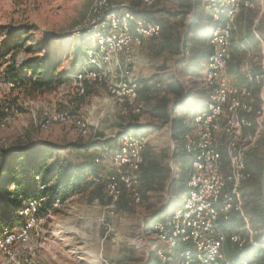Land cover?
<instances>
[{
	"label": "built area",
	"instance_id": "built-area-1",
	"mask_svg": "<svg viewBox=\"0 0 264 264\" xmlns=\"http://www.w3.org/2000/svg\"><path fill=\"white\" fill-rule=\"evenodd\" d=\"M159 1L142 0V4L152 7ZM205 1L212 20L221 23L211 32L212 52L203 74L209 101L204 110L194 114L193 130L184 135V148L192 157L187 196L170 216L155 221L151 227L154 241L158 243L153 245L157 258L155 264H236L227 254L228 244L238 248L250 245L258 249L264 259V235L252 226L244 210L241 190L251 175L247 169L248 155L264 133V39L259 29L264 10L253 21L262 53L253 57L245 69V77L251 85L234 84L228 74L234 23L242 10L256 8V5L252 0ZM261 2L263 4L264 0ZM92 13V26L85 32L84 41L88 43L85 58L77 61L76 68L69 70L67 76L75 84L76 94L85 97L88 88L105 83L106 72H110L117 80L107 85L109 100L121 107L123 114H140L143 105L139 100L140 82L134 66L135 50L145 39L158 37L162 25L136 16L129 4L117 6L111 0H94ZM116 69L120 74L113 76ZM253 84L259 87L258 92ZM20 86L19 82L6 78L0 67L3 122L21 114L20 106L3 98L4 88L13 91ZM73 118L69 109L54 108L45 113L38 125L47 129ZM75 123L82 135L89 134L90 124L86 120L76 118ZM149 140L144 135L122 134L117 148L110 152L111 170L94 177L96 183L104 185L111 207L119 204L124 195L133 204L142 202L140 171ZM96 162L101 159L97 158ZM179 172L178 168L176 176ZM36 181L40 189L45 188L40 176H36ZM46 201V197L27 201L17 211L20 219L17 225L5 227L0 232V253L7 264L37 263L38 246L34 237L42 232L41 226L48 216L63 204L57 197L52 207L42 214ZM234 213L239 215L243 224L240 231L229 233L221 222L228 221ZM56 227L58 231L54 235L65 234L62 224ZM18 249L23 251L21 257ZM238 264H250V261L243 259Z\"/></svg>",
	"mask_w": 264,
	"mask_h": 264
},
{
	"label": "rangeland",
	"instance_id": "rangeland-1",
	"mask_svg": "<svg viewBox=\"0 0 264 264\" xmlns=\"http://www.w3.org/2000/svg\"><path fill=\"white\" fill-rule=\"evenodd\" d=\"M111 1L113 5L117 6L130 3L136 7L143 6L142 0ZM253 1L256 8L244 9L236 17V28L231 46V52L232 54L234 52L235 56L233 58L232 55L228 72L233 66L242 64L248 52H251L252 58L261 56L262 52L258 48L259 41L254 34L253 21L264 10V2L262 4L261 0ZM93 3L94 0H0V50L1 41L7 35L10 26L30 24L36 28L33 34L35 43L45 44L60 53L64 58V66H69L78 50L77 44L85 42V32L92 26ZM206 6L207 3L204 0L202 11L207 9ZM161 7L172 11L178 8L173 1L161 0L152 9ZM206 15L207 21L210 22L211 14L206 11ZM261 24L259 29L264 39V12ZM160 37L155 41H158ZM240 44L245 46L241 47L242 53L238 49ZM153 46L154 44H148V42H144L142 46H136L134 66L138 71L139 81L143 83L152 74L162 70V67H165L166 73L163 75H175L184 80L186 75L182 73L185 71L182 59L184 55L190 57V54H184V52L170 54L167 50L159 54V52L152 51ZM156 46L159 47V44ZM20 55L24 57L26 54L20 52L18 56ZM0 67L5 73L4 60H0ZM119 74V69H116L113 76ZM195 77L197 80H194L193 77L189 79V85L196 89H206L201 81V76ZM112 80L115 82L117 78L113 79L111 73L106 72V82L90 86L85 97H79L76 94L75 84L70 81L55 91L39 95L27 93L23 86L9 92L4 88L3 98L6 102L20 106L21 114L11 116L3 122L5 115L0 110V150L26 141H50L65 145L90 143L99 139L100 136L116 137L121 131V124L131 113L123 114L122 108L109 100L110 94L107 85ZM154 93L151 92L150 96H154ZM140 101L143 110L139 117L141 121L145 122L148 114L144 102L148 101L142 95H140ZM191 106V114L206 108V104H198L196 100L192 102ZM54 108L69 109L74 118L69 122L53 124L47 129L41 128L38 122L46 112ZM76 118L84 119L90 124L87 136L80 132L75 123ZM144 136L149 137L150 143L158 150L167 151L169 161L173 163L174 167L169 183L172 179H179L182 175V168H179L176 162L171 159L174 141L170 128L153 130ZM119 140L120 138L117 146ZM106 149L103 152L97 148L89 151L70 148L62 152V155L71 160L89 158L95 161L100 158L98 171L103 175L111 170L109 166L111 150ZM256 150L259 155L264 157V133ZM178 168L180 172L176 176ZM142 193L141 203L133 204L124 195L121 202L115 207L110 206V198L107 194L102 198L92 200L85 196H79L63 202L59 210L51 213L50 217L48 216L46 223L41 226L42 232L34 237V243L38 246L36 264H155L157 259L153 252L155 235L151 227L155 221L170 216L174 209L182 204L187 193L173 195L167 188L163 193L165 198L162 203L155 198L148 199L143 190ZM168 203H171L169 213L153 220V214ZM59 223L65 228V234L61 236L54 235V232L58 231L56 226ZM178 250L181 251V246L178 247ZM18 254L21 257L23 251L18 249ZM0 264H7L1 253Z\"/></svg>",
	"mask_w": 264,
	"mask_h": 264
},
{
	"label": "trees",
	"instance_id": "trees-1",
	"mask_svg": "<svg viewBox=\"0 0 264 264\" xmlns=\"http://www.w3.org/2000/svg\"><path fill=\"white\" fill-rule=\"evenodd\" d=\"M162 1H173L178 8L172 11L165 7L152 9L153 6L136 7L133 3L129 4L130 10L136 16L162 25L161 34L151 38L158 39L161 36L157 53L165 50L170 54L189 53L190 57L184 55L182 59V63H187L188 68L193 66L196 60L200 64L208 61L212 47L210 43H206L205 32L221 26V23L214 20L208 22L207 10L203 13L197 12L201 0ZM198 21H202V24L196 25ZM188 26L189 31L185 34ZM35 30V26L30 24L10 26L7 35L1 41L0 50V60H4L6 77L19 82L31 95L55 91L70 81L68 71L76 68L77 61L84 60L88 47L87 42L78 43V50L71 66L66 68L60 53L45 44L35 43L33 40ZM20 52L26 55L18 59ZM164 70L165 67H162L161 73L156 75L154 85L151 86L149 81H146L139 89L140 95L148 101V104L144 102V106L147 107V121H141L140 114L131 113L121 124V131L116 137L100 136L90 143L65 145L50 141H26L0 150V232L5 227L17 225L20 221L17 211L32 198H47L42 214L52 207L57 197L63 202L79 196L91 200L102 198L107 192L103 184L94 181V177L101 175L96 159L71 160L63 156L62 152L70 148L85 151L97 148L103 152L108 148L112 151L117 148L118 139L124 133L146 135L153 130L169 127L174 141L171 159L182 168V175L169 183L173 172L169 155L166 150H158L149 140L143 153L144 161L140 171L141 191L143 190L148 199L155 198L161 203L164 202L163 193L167 188L173 195L187 193L192 157L184 148V135L193 129L196 112L190 113L192 102L196 100L198 104H206L209 101V93L207 89L187 90L175 75L162 76ZM151 92H155L154 96H150ZM256 148L248 155L247 169L251 175L244 181L241 190L244 210L252 226L264 235V197L261 183L264 157L258 154ZM36 176L41 177L44 189L39 188ZM170 206L171 203L164 205L153 214L152 219L157 220L167 215ZM221 224L226 232L231 233L242 226V219L234 213L228 221ZM226 250L236 264L243 259L249 260L250 264H264L259 250L250 245L238 248L228 244Z\"/></svg>",
	"mask_w": 264,
	"mask_h": 264
},
{
	"label": "crops",
	"instance_id": "crops-1",
	"mask_svg": "<svg viewBox=\"0 0 264 264\" xmlns=\"http://www.w3.org/2000/svg\"><path fill=\"white\" fill-rule=\"evenodd\" d=\"M253 1V0H252ZM202 7L204 8V0H201L200 1V4H199V6H198V9H197V12L199 11V13H203V11H206V10H203L202 11ZM235 23H236V21H235ZM235 23H234V30H235ZM191 24V19H190V21H189V25ZM202 24V21H198V22H196V25H201ZM211 32H212V30H209V31H206L205 32V34H206V43H208L209 44V38H210V35H211ZM233 34H234V31H233ZM190 35H192V33L190 34ZM155 40H157V39H145L144 40V42H148V44H154V46L152 47V51H156L157 52V46L156 45H158L159 44V41L160 40H158V41H155ZM233 40V39H232ZM158 42V43H157ZM144 44V43H143ZM255 44V43H254ZM231 46H232V43H231ZM239 47L240 48H238L239 49V52L240 53H242V50H241V47L243 48V47H245L244 46V44H240L239 45ZM258 48H259V50H261V46H260V43H259V45H258ZM253 49V48H252ZM233 58H234V56H235V53L233 52ZM253 55V54H252ZM207 62L208 61H204V62H202L201 64L196 60L194 63H193V66H191V67H187V63H185L184 65H185V71H182V73H184L186 76L184 77L185 79L183 80V79H179L183 84H184V86H185V88L187 89V90H189V89H191L192 88V86H190L189 85V79H191L192 77L194 78V80H197V78L195 77V76H197V75H200L201 76V81H203V74H204V70H205V67H206V65H207ZM250 63H252V57H251V52H248V54H247V56H246V59L244 60V62L242 63V64H238V65H235V66H233V68H231V69H229V72H228V74H229V77H230V79H231V81L234 83V84H250L251 85V83H249L248 82V80L246 79V77H245V69H246V67L250 64ZM69 66H71V63L69 64ZM69 66H65L66 68H68ZM3 68H4V66H3ZM256 69H258V67L256 66ZM3 70V69H2ZM4 72V71H3ZM158 73H161L160 71H158V72H156V73H154V74H152L150 77H148L146 80H144L143 81V83L141 82V81H139L140 82V87H142L145 83H146V81H149L148 83L152 86V85H154L155 83H156V75L158 74ZM165 73V71H162V75ZM5 74V77H6V73H4ZM192 74V75H191ZM7 78V77H6ZM253 87H254V90L256 91V92H258V90H259V87L257 86V85H255V84H253L252 85ZM7 92H9V91H7ZM241 228L242 227H239L237 230H233L232 232H237V231H240L241 230ZM231 232V233H232ZM155 246L158 244L157 242H154L153 243ZM228 246V245H227Z\"/></svg>",
	"mask_w": 264,
	"mask_h": 264
},
{
	"label": "water",
	"instance_id": "water-1",
	"mask_svg": "<svg viewBox=\"0 0 264 264\" xmlns=\"http://www.w3.org/2000/svg\"><path fill=\"white\" fill-rule=\"evenodd\" d=\"M188 31H189V26H188V29H187V31H186L185 34H187ZM261 183H262V194H263V197H264V170H263V174H262V181H261Z\"/></svg>",
	"mask_w": 264,
	"mask_h": 264
}]
</instances>
